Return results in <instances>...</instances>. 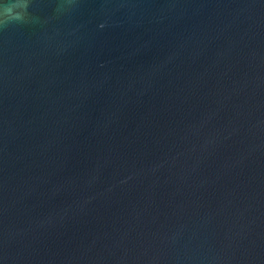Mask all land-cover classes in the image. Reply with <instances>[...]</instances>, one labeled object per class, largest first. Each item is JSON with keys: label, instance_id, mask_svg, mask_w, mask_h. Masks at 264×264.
I'll return each mask as SVG.
<instances>
[{"label": "water", "instance_id": "water-1", "mask_svg": "<svg viewBox=\"0 0 264 264\" xmlns=\"http://www.w3.org/2000/svg\"><path fill=\"white\" fill-rule=\"evenodd\" d=\"M0 264H264V0H0Z\"/></svg>", "mask_w": 264, "mask_h": 264}, {"label": "clouds", "instance_id": "clouds-1", "mask_svg": "<svg viewBox=\"0 0 264 264\" xmlns=\"http://www.w3.org/2000/svg\"><path fill=\"white\" fill-rule=\"evenodd\" d=\"M13 6H14V5L6 6V7L4 8V13H5L6 15H9L11 19H20V16H19V15H13V14H12Z\"/></svg>", "mask_w": 264, "mask_h": 264}]
</instances>
